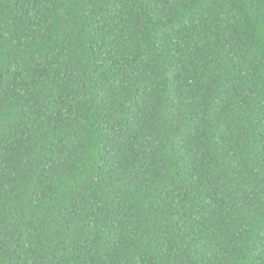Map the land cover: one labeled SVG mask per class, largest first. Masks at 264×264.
Segmentation results:
<instances>
[{
    "label": "trees",
    "instance_id": "obj_1",
    "mask_svg": "<svg viewBox=\"0 0 264 264\" xmlns=\"http://www.w3.org/2000/svg\"><path fill=\"white\" fill-rule=\"evenodd\" d=\"M0 264H264V0H0Z\"/></svg>",
    "mask_w": 264,
    "mask_h": 264
}]
</instances>
